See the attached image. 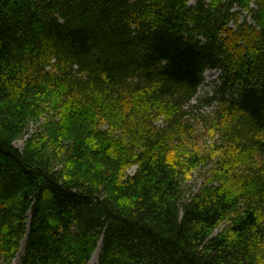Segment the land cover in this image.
Masks as SVG:
<instances>
[{
	"label": "trees",
	"instance_id": "obj_1",
	"mask_svg": "<svg viewBox=\"0 0 264 264\" xmlns=\"http://www.w3.org/2000/svg\"><path fill=\"white\" fill-rule=\"evenodd\" d=\"M194 1L0 0V264L25 236L21 264H88L100 241L99 264H264V0ZM207 69L235 93L186 198L202 155L180 115Z\"/></svg>",
	"mask_w": 264,
	"mask_h": 264
},
{
	"label": "rangeland",
	"instance_id": "obj_2",
	"mask_svg": "<svg viewBox=\"0 0 264 264\" xmlns=\"http://www.w3.org/2000/svg\"><path fill=\"white\" fill-rule=\"evenodd\" d=\"M244 15H246V13H244ZM220 74L221 72L217 70H208L205 72L204 82L198 88L190 104L183 108V114L180 115V129L182 134L176 140L178 146L182 147L186 153L189 152L187 155H196L197 152H199L198 155H202V158L197 160L196 165L192 167V170L184 178L183 187L186 191V198H190L193 193L197 192L208 182L213 167V161L211 162L208 160L206 155H212L210 152L211 148L216 144L217 146L220 145L222 142L220 133L213 127L215 125L216 112L220 106V99L230 97L235 92L230 88L225 91L220 89L222 85ZM59 121L60 116L55 111L47 110L39 119L31 120L28 123L23 133L20 134L14 142V145L23 151L29 138L32 139L44 133L47 122H53L52 124L54 128H56ZM157 123L162 127L165 125L166 120L164 118L163 121V119L160 118ZM49 128H51L50 124ZM105 128L106 126L104 129ZM67 143V139L63 138V146L65 148ZM65 148L62 147L64 152ZM0 161L2 165H8L1 157ZM61 164H63V162ZM135 170L136 166H133L128 170V173L133 174ZM12 190L13 189H8L7 192L12 193ZM21 248L22 244L17 257L19 255L21 256L23 253ZM14 260L12 264H14Z\"/></svg>",
	"mask_w": 264,
	"mask_h": 264
},
{
	"label": "bare ground",
	"instance_id": "obj_3",
	"mask_svg": "<svg viewBox=\"0 0 264 264\" xmlns=\"http://www.w3.org/2000/svg\"><path fill=\"white\" fill-rule=\"evenodd\" d=\"M224 229V226L220 229H217L215 231V233L219 232L220 230L222 231ZM23 245H24V242L22 244V248H21V251H23ZM100 251H101V244H99L98 248L95 250V252L93 253L91 259L89 260V264H94L98 261V258H99V254H100ZM20 262V256H18L15 260H14V264H19Z\"/></svg>",
	"mask_w": 264,
	"mask_h": 264
}]
</instances>
